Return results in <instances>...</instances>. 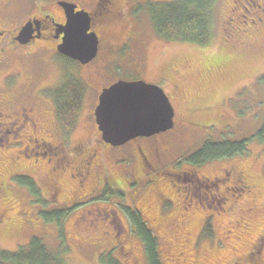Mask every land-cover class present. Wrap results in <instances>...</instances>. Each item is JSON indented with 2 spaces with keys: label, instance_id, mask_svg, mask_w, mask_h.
Wrapping results in <instances>:
<instances>
[{
  "label": "rangeland",
  "instance_id": "374dc122",
  "mask_svg": "<svg viewBox=\"0 0 264 264\" xmlns=\"http://www.w3.org/2000/svg\"><path fill=\"white\" fill-rule=\"evenodd\" d=\"M55 1L0 0L17 17L47 13L57 19ZM155 1L170 0L148 3ZM257 2L218 0L207 46L158 36L148 4L143 3L135 10L129 6L115 22L94 26L99 51L88 65L50 52H35L29 60L15 56V68L27 70L38 86L64 73L70 79L82 78L86 89L72 140L93 145L102 166L83 177L81 154L64 146L54 131L50 108L41 105L49 116L40 120L38 136L62 150L56 159L45 156L37 165L33 159L25 160L22 169L8 172L12 176H0V202L7 203L0 204V247L15 251L38 238L68 264H147L129 222V209L137 210L155 234L161 264H182L183 256L186 264H264V145L252 139L245 153L231 158L198 165L187 160L205 142L247 139L264 124V0ZM79 4L86 10L93 6L92 0ZM11 13H1L5 29L11 23L4 17ZM240 21L244 27L238 29ZM121 40L126 42L122 53L116 45ZM119 80L160 86L174 109V127L153 137L160 146V161L155 151L150 153L148 141L140 140L151 161L144 168L145 160L138 161L132 144L121 148L102 144L103 150L94 144L96 98L101 89ZM11 140L15 142L11 146L0 145V151L9 153L7 162L0 161L4 170L19 147L18 137ZM230 166L246 172L252 187L241 192L231 182L224 183L223 170ZM22 175L32 178L38 195L18 182ZM56 177L62 179L58 191ZM216 180L222 183L219 190L212 185ZM105 181L123 194L101 199ZM204 182L211 185L209 190ZM190 186L200 189L189 192ZM230 187L241 197L230 195ZM62 211L66 214L59 222L49 218L50 212Z\"/></svg>",
  "mask_w": 264,
  "mask_h": 264
},
{
  "label": "flooded vegetation",
  "instance_id": "af4514ba",
  "mask_svg": "<svg viewBox=\"0 0 264 264\" xmlns=\"http://www.w3.org/2000/svg\"><path fill=\"white\" fill-rule=\"evenodd\" d=\"M83 1L85 0L55 1L54 5L60 12L57 19L47 13H42L39 16L31 15L17 17L15 14L16 12L11 13L9 7L0 2V16L1 13L3 15L11 13L9 17H4L5 19L10 18L8 19L10 22H7L9 24L11 23L10 29L3 28L0 22V145L2 147L13 145L15 143L11 140L13 136L18 137L19 145L17 148L18 150L13 153V159H8L11 165L6 166L5 170L2 165H0V176L8 174V172H17L18 168L22 169L21 164L25 160L33 159V165H37L38 159H44L45 156L47 158L54 157L56 159V155H58V153L62 150L61 148L54 146L48 140L38 136V130H40V120L44 119L47 115L49 116L48 112H43L40 109L41 105H46L50 108V117L53 119L55 126L54 131L60 137L64 146L71 151L74 150L77 156L78 153L81 154L80 156L82 158L79 159L82 163L81 168L83 177L89 178L91 171H93L96 167H99V165L102 166V164H99L96 159L98 155L96 150L93 148V145H88L87 143L76 144L73 143L72 140L73 133L77 129L75 127L79 126L78 120L80 106L84 99L86 87L78 82H73V84L68 85L69 83L66 82L72 81V79L68 78L67 81H65L64 79L68 77V74L66 73H64V77L59 75V77H56L53 82L38 86L36 84L37 78L30 75L27 70L22 71L15 68L17 63L14 59L15 56L20 59L29 60L35 52H50L51 55H58L67 61L69 60L58 54L56 49L57 45L61 43L63 36L59 31L61 26H63L66 22L65 12L58 5V2H67L76 5L77 8L75 9V12L80 10L87 12L90 15L92 26H101L104 22H115L117 18L121 17L123 13L128 10L129 6L133 7L131 10H135L134 7H139L143 3L147 4V2H150V0H92V9L86 10L79 4ZM246 1H253V5H257L258 3V0ZM132 16H135V14ZM240 18H242V16ZM229 21L232 22V19H229ZM28 22H32V25L28 29L30 31L27 36L28 41L25 44H20L16 39L19 36L21 28ZM237 25L239 27L238 29L244 27L242 21L238 22ZM248 25H250V23ZM226 38L227 36L225 39ZM245 42H243V45L247 46ZM124 43L126 42L121 40L116 44L119 45L121 53V46H124ZM66 91L69 95L73 96V102L71 104L69 103L70 106L67 108L66 113L63 111L58 112L57 103L59 100L57 98L63 97V93ZM68 99L71 102V98L69 96ZM73 113L74 116H72ZM93 137L96 138L94 144L99 146L101 150H103L101 147L102 144L106 147L109 146L101 140V136L98 131H94ZM140 140L148 141L146 146L149 148L150 153L155 151L156 160L157 162L160 161V146L156 140L153 139V137L142 139L138 138L131 141L130 144H132L133 149L136 148L134 152L138 161L142 162L143 159L145 160V163H142V167L144 168L145 165H149L151 161L148 158V153L145 147L141 144ZM68 142H70V147H68ZM72 144L75 145L71 146ZM24 149L27 150L28 153L22 152ZM6 152L7 151H0V161L7 162L5 159L9 153ZM153 163H155V161H153ZM223 173V182H231L241 192L252 187L251 183L247 180L245 175L246 172L242 169L240 170L234 166H230L229 168L224 169ZM8 175L12 176V174ZM21 177L32 179L25 175H22ZM58 180L61 182L62 179L57 177L55 178L54 186L56 191L59 190L57 185ZM104 183H106V181ZM221 184L222 183H219V181L216 180L212 183L215 187H212L219 190ZM108 185L112 187V184ZM203 186H206L209 190L208 187L211 185L204 182ZM80 187L87 189L85 186ZM190 187L191 188L187 190L189 192H193V189L196 188L197 190L200 189L199 186H195L194 188H192L193 186ZM116 190L119 191L117 188ZM227 190L229 191L228 188ZM59 192L64 193V189L61 188V191ZM99 194V196H101V192ZM234 194L237 197H241L240 194H237L234 190H232L230 195L234 196ZM216 196L218 195L216 194ZM222 201H226V199H223ZM3 204L7 203H2L1 205ZM2 219L3 217L0 214V221H2ZM171 260L177 261L176 259ZM182 261V264H186L185 262H188V259L183 256Z\"/></svg>",
  "mask_w": 264,
  "mask_h": 264
},
{
  "label": "trees",
  "instance_id": "16d2710c",
  "mask_svg": "<svg viewBox=\"0 0 264 264\" xmlns=\"http://www.w3.org/2000/svg\"><path fill=\"white\" fill-rule=\"evenodd\" d=\"M218 0H173L171 2H147V14L151 20L155 33L168 40L189 43L197 46H207L212 39L213 9ZM73 84L72 81L68 85ZM58 97V112H67L73 102V96L66 92ZM67 95V96H66ZM71 98V102L68 99ZM70 103V104H69ZM74 116V113L72 114ZM256 139L264 145V124L250 139L237 142H206L199 150L190 155L187 160L198 165L210 160L228 158L246 152L249 141ZM18 182L34 192V184L27 177H19ZM35 193V192H34ZM38 195L37 193H35ZM113 194L121 195L119 191L107 186L103 190L101 199H108ZM66 211L50 212L49 218L60 221ZM129 222L135 229L143 246L148 264H161L157 238L151 231L141 214L137 210H129ZM132 229V228H131ZM116 262V263H115ZM108 264H120L118 261ZM0 264H68L59 254L49 251L44 243L33 238L27 247H20L15 251H8L0 247Z\"/></svg>",
  "mask_w": 264,
  "mask_h": 264
},
{
  "label": "water",
  "instance_id": "95a60500",
  "mask_svg": "<svg viewBox=\"0 0 264 264\" xmlns=\"http://www.w3.org/2000/svg\"><path fill=\"white\" fill-rule=\"evenodd\" d=\"M58 5L64 10L66 16L65 25L61 26L59 31L63 36L61 44L57 46L58 53L82 65L88 64L96 57L98 50V37L91 31L89 14L83 10L75 12L77 7L73 4L59 2ZM31 25L32 22H28L21 28L16 39L18 43L25 44L28 41L27 36L30 33L28 29ZM114 89L127 91L130 95L147 91L155 96L159 100L156 118L148 122H131L120 130L109 127L102 120L101 107L105 94ZM94 115L102 140L106 144L118 147L138 137L147 138L172 129L174 111L160 87L143 81H118L102 90Z\"/></svg>",
  "mask_w": 264,
  "mask_h": 264
},
{
  "label": "snow or ice",
  "instance_id": "6c2138e0",
  "mask_svg": "<svg viewBox=\"0 0 264 264\" xmlns=\"http://www.w3.org/2000/svg\"><path fill=\"white\" fill-rule=\"evenodd\" d=\"M159 100L147 91L130 95L114 89L102 102V120L112 129L120 130L131 122H148L158 114Z\"/></svg>",
  "mask_w": 264,
  "mask_h": 264
}]
</instances>
